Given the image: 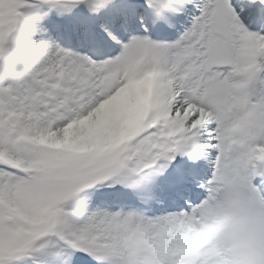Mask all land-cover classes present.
I'll list each match as a JSON object with an SVG mask.
<instances>
[{
	"label": "snow or ice",
	"instance_id": "6c2138e0",
	"mask_svg": "<svg viewBox=\"0 0 264 264\" xmlns=\"http://www.w3.org/2000/svg\"><path fill=\"white\" fill-rule=\"evenodd\" d=\"M0 264H264V0H0Z\"/></svg>",
	"mask_w": 264,
	"mask_h": 264
}]
</instances>
